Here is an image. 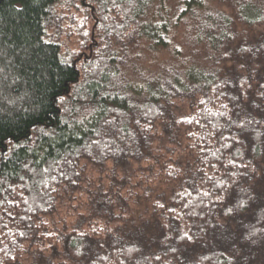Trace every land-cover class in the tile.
<instances>
[{
	"label": "trees",
	"instance_id": "obj_1",
	"mask_svg": "<svg viewBox=\"0 0 264 264\" xmlns=\"http://www.w3.org/2000/svg\"><path fill=\"white\" fill-rule=\"evenodd\" d=\"M168 1L0 0V264H264V0Z\"/></svg>",
	"mask_w": 264,
	"mask_h": 264
},
{
	"label": "rangeland",
	"instance_id": "obj_2",
	"mask_svg": "<svg viewBox=\"0 0 264 264\" xmlns=\"http://www.w3.org/2000/svg\"><path fill=\"white\" fill-rule=\"evenodd\" d=\"M168 3L170 4V7L175 5L174 0H169ZM182 31H183V24L180 25L179 35L182 33ZM181 39L182 37L178 36L176 42H180ZM178 107L181 111H185L187 109V103L181 102L178 104ZM163 142L164 141L157 138V143L160 145L159 148L161 149V151L164 152L165 156L169 158L171 157V152L167 151V146ZM170 147L175 151L174 148L175 146L170 145ZM185 160H186L185 156L179 157V161L184 162ZM143 165L144 164L142 163L134 162L129 166L126 173L120 168L112 169V166L110 165L104 167L102 171H99L94 167L87 166L85 168L86 177L82 181L81 187L78 190H76L71 196H69V198H67V196L64 198L60 210L55 214L56 219L58 220L59 217L60 218L65 217L71 220L76 219L78 217L77 216L78 212H83L85 210L84 206L86 205V201L89 198V194L91 193V190H96L99 184L101 185V187L104 188L106 186H111L115 189V191L118 189L117 187L120 186V184L124 185L123 190H121V194H123L127 198L129 204H132V202L134 201L133 196L134 194L136 195L135 192L136 188L142 186V183L139 179L146 180L147 185L149 187L150 185H152V181H154L155 186H153L152 189L153 196L164 191L163 187L155 181L156 170L149 171ZM135 202L140 205V209H141L140 211L143 212L144 211L143 197L136 196ZM49 259L50 258L46 256L43 261L41 258L39 257L36 258L32 254L27 256L22 264H36V262H39L38 264H48L51 261ZM57 259L61 261V258H57ZM52 262H56V261L52 259Z\"/></svg>",
	"mask_w": 264,
	"mask_h": 264
}]
</instances>
